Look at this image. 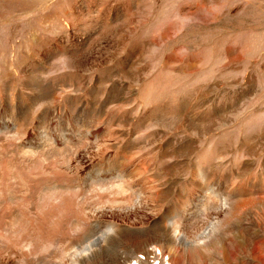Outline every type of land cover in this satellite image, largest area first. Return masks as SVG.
I'll return each instance as SVG.
<instances>
[{
    "label": "rangeland",
    "instance_id": "374dc122",
    "mask_svg": "<svg viewBox=\"0 0 264 264\" xmlns=\"http://www.w3.org/2000/svg\"><path fill=\"white\" fill-rule=\"evenodd\" d=\"M153 258L264 264V0H0V264Z\"/></svg>",
    "mask_w": 264,
    "mask_h": 264
},
{
    "label": "built area",
    "instance_id": "2783aa9c",
    "mask_svg": "<svg viewBox=\"0 0 264 264\" xmlns=\"http://www.w3.org/2000/svg\"><path fill=\"white\" fill-rule=\"evenodd\" d=\"M151 264H156L157 260L155 258H153L152 260H150Z\"/></svg>",
    "mask_w": 264,
    "mask_h": 264
},
{
    "label": "bare ground",
    "instance_id": "6f19581e",
    "mask_svg": "<svg viewBox=\"0 0 264 264\" xmlns=\"http://www.w3.org/2000/svg\"><path fill=\"white\" fill-rule=\"evenodd\" d=\"M156 260H159V259H156ZM141 262H142V260H141ZM146 262H150V260L149 261H146ZM150 264H151V262H150Z\"/></svg>",
    "mask_w": 264,
    "mask_h": 264
}]
</instances>
